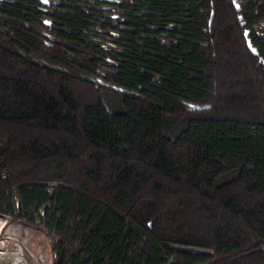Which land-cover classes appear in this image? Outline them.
Instances as JSON below:
<instances>
[{
    "label": "trees",
    "instance_id": "obj_1",
    "mask_svg": "<svg viewBox=\"0 0 264 264\" xmlns=\"http://www.w3.org/2000/svg\"><path fill=\"white\" fill-rule=\"evenodd\" d=\"M0 215L52 264H264V0H0Z\"/></svg>",
    "mask_w": 264,
    "mask_h": 264
},
{
    "label": "rangeland",
    "instance_id": "obj_2",
    "mask_svg": "<svg viewBox=\"0 0 264 264\" xmlns=\"http://www.w3.org/2000/svg\"><path fill=\"white\" fill-rule=\"evenodd\" d=\"M9 237L20 240L25 262L27 264H52L50 242L48 235L44 230L30 228L29 226L18 223L10 218L5 225L4 230L0 233V242ZM9 243L10 250H14L12 242ZM3 244H8V242L1 243L0 245ZM0 264L14 263L10 259L0 258Z\"/></svg>",
    "mask_w": 264,
    "mask_h": 264
},
{
    "label": "built area",
    "instance_id": "obj_3",
    "mask_svg": "<svg viewBox=\"0 0 264 264\" xmlns=\"http://www.w3.org/2000/svg\"><path fill=\"white\" fill-rule=\"evenodd\" d=\"M9 219H10V217H8V216L0 215V220H1V222H0L1 223L0 224V233L4 230L5 225L7 224V222L9 221ZM4 235H7V234H4ZM4 242H8L7 254L9 255V257L11 255H13L14 253H16L17 250H22L21 247L19 246V244L21 245V242L17 238H13L12 239V238L9 237L8 239H6L4 241H1L0 244L1 243H4ZM9 242H12L14 250H10V247H9L10 246V243ZM23 257H24V254H23ZM24 260H25V258H24Z\"/></svg>",
    "mask_w": 264,
    "mask_h": 264
},
{
    "label": "bare ground",
    "instance_id": "obj_4",
    "mask_svg": "<svg viewBox=\"0 0 264 264\" xmlns=\"http://www.w3.org/2000/svg\"><path fill=\"white\" fill-rule=\"evenodd\" d=\"M19 246L21 247L22 250H17L16 253H14L13 255L9 257V255L7 254L8 244L0 245V258L10 259L14 262V264H26L24 257H23L24 253L22 252L23 248L20 244Z\"/></svg>",
    "mask_w": 264,
    "mask_h": 264
},
{
    "label": "water",
    "instance_id": "obj_5",
    "mask_svg": "<svg viewBox=\"0 0 264 264\" xmlns=\"http://www.w3.org/2000/svg\"><path fill=\"white\" fill-rule=\"evenodd\" d=\"M240 20H242V17L240 16ZM213 22V14L211 16V19H210V23L212 24ZM242 25H244V23H242ZM249 34H250V31L249 30H246L245 31V37L247 39V46L248 48L250 49V51L255 55V56H259V52L257 50V48H255L251 42V39L249 38ZM260 61H262V59H260ZM199 109V108H198Z\"/></svg>",
    "mask_w": 264,
    "mask_h": 264
},
{
    "label": "flooded vegetation",
    "instance_id": "obj_6",
    "mask_svg": "<svg viewBox=\"0 0 264 264\" xmlns=\"http://www.w3.org/2000/svg\"><path fill=\"white\" fill-rule=\"evenodd\" d=\"M109 2H111V3H113V2H115L116 0H108Z\"/></svg>",
    "mask_w": 264,
    "mask_h": 264
}]
</instances>
